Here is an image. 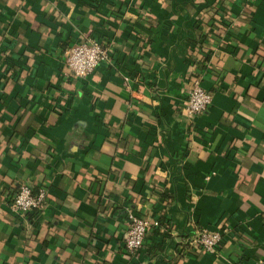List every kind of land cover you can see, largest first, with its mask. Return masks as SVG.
Listing matches in <instances>:
<instances>
[{
  "label": "crops",
  "instance_id": "0c3cea01",
  "mask_svg": "<svg viewBox=\"0 0 264 264\" xmlns=\"http://www.w3.org/2000/svg\"><path fill=\"white\" fill-rule=\"evenodd\" d=\"M88 38L109 61L71 78ZM195 81L212 102L188 118ZM23 184L46 191L34 222L8 208ZM129 211L164 224L132 258ZM0 264H264V0H0Z\"/></svg>",
  "mask_w": 264,
  "mask_h": 264
},
{
  "label": "built area",
  "instance_id": "2783aa9c",
  "mask_svg": "<svg viewBox=\"0 0 264 264\" xmlns=\"http://www.w3.org/2000/svg\"><path fill=\"white\" fill-rule=\"evenodd\" d=\"M64 66L69 74L79 80L91 76L103 62L109 61L107 49L97 39H85L70 48L64 54ZM128 81L127 78H125ZM212 93L203 89L195 81L186 94L184 113L188 118L203 115L211 106ZM47 195L43 188L35 189L28 185H20L17 193L10 199L9 210L22 217L34 211H43L46 206ZM166 227L169 224L165 225ZM159 228L156 221L127 212L126 226L121 237V250L126 257H135L143 247L144 238L148 230ZM166 231V230H165ZM229 233L226 227L217 230L197 229L191 237L185 238L182 247L185 252H203L216 254Z\"/></svg>",
  "mask_w": 264,
  "mask_h": 264
},
{
  "label": "trees",
  "instance_id": "16d2710c",
  "mask_svg": "<svg viewBox=\"0 0 264 264\" xmlns=\"http://www.w3.org/2000/svg\"><path fill=\"white\" fill-rule=\"evenodd\" d=\"M116 17H118V16H114L113 15V19H116ZM212 22H214V21H212ZM198 25H197V28H199V25H200V20H198ZM212 27H214L213 25L211 26V28H210V31L212 30ZM206 38V36H204V38H203V40H202V38L200 39V41H201V43H197V41L196 40H194L193 42H192V44H194V45H198L197 47H196V49L197 50H200V49H202V45H203V43H204V40H206L205 39ZM216 42V44H218L219 43V40H216L215 41ZM149 45V41H145V43L143 44V48L142 49H140V52H143L146 48H147V46ZM133 50H136V46L134 47V49ZM197 50H195L193 53H196V51ZM207 51H205L204 53H205V56H204V60L201 62V63H195L193 60L191 61V64L189 63V65H191V67L195 70L196 68H197V70H200V71H205V68H206V63L208 62V60H209V57H210V54L209 53H206ZM134 53H135V51H134ZM123 75H125V77L126 76H128L129 75V72L130 71H126V70H130V68L129 67H126V69H125V66L123 67ZM71 76V75H70ZM71 78H75V77H73V76H71ZM75 79H77V78H75ZM18 189H19V187L17 188V190H16V193H17V191H18ZM36 190H38V188H36L35 189V191ZM154 200L155 201H157V202H162V203H167V202H170L171 200H172V195H170L168 192H162V193H159V194H155L154 195ZM9 204H10V201H9V203H8V208H9ZM41 214V211H34L33 213H31V214H28L27 216V218L30 220V221H35V220H37V218H38V216ZM148 219L149 220H151V221H156L157 222V224L159 225V228H153V227H151L149 230H148V233L150 232L152 235H158V236H160V237H163V235H161V234H159L158 232H159V229H162L163 227H164V224H163V222H162V215H158V214H156V213H152L151 214V216H148ZM33 221V222H34ZM126 226V221L124 222V225H123V229H124V227ZM147 234V233H146ZM146 237V236H145ZM146 240H147V238L145 239L144 238V242H143V244H146ZM128 258H131V257H128Z\"/></svg>",
  "mask_w": 264,
  "mask_h": 264
}]
</instances>
